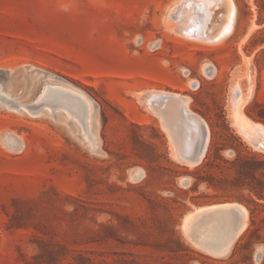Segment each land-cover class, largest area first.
<instances>
[{"label":"rangeland","instance_id":"rangeland-1","mask_svg":"<svg viewBox=\"0 0 264 264\" xmlns=\"http://www.w3.org/2000/svg\"><path fill=\"white\" fill-rule=\"evenodd\" d=\"M224 1L0 0V264H264V150L236 116L264 129V0ZM228 203L248 222L217 258L184 227Z\"/></svg>","mask_w":264,"mask_h":264},{"label":"bare ground","instance_id":"bare-ground-1","mask_svg":"<svg viewBox=\"0 0 264 264\" xmlns=\"http://www.w3.org/2000/svg\"><path fill=\"white\" fill-rule=\"evenodd\" d=\"M191 1V0H188ZM203 1H207V0H202ZM213 1V0H211ZM218 1V0H217ZM223 1V0H221ZM226 1V0H225ZM224 1V2H225ZM232 1V0H231ZM201 2V1H200ZM216 2V0H215ZM214 2V5H215ZM184 2H182L183 4ZM204 3V2H203ZM206 3V2H205ZM204 3V4H205ZM211 3V2H210ZM213 3V2H212ZM181 4V5H182ZM187 4V2H186ZM190 4V3H189ZM192 4V2H191ZM195 4V3H194ZM213 5V4H212ZM224 5V4H223ZM226 5V3H225ZM231 7V4H228ZM234 5V4H233ZM232 5V6H233ZM186 6V5H185ZM190 6V5H189ZM187 6V7H189ZM197 6V5H196ZM220 6H222V4H220ZM199 7V6H197ZM229 7V8H230ZM175 8V7H174ZM173 8V9H174ZM182 8V7H181ZM233 8V7H231ZM235 8V7H234ZM177 9V8H176ZM189 9V8H188ZM215 9V8H214ZM178 10V9H177ZM182 10H185L184 8ZM200 10V9H198ZM210 10H211V6H210ZM217 10V9H216ZM175 11V9H174ZM187 11V10H186ZM232 11V10H231ZM190 12V9H189ZM196 12V11H195ZM204 13V11H202ZM225 13V12H224ZM233 14L235 12H232ZM231 13V14H232ZM182 14V13H181ZM187 14L189 15V13L187 12ZM192 14V12H191ZM229 14V15H231ZM178 15V14H177ZM190 16V15H189ZM197 16L198 15H194ZM222 16V15H221ZM174 17V16H173ZM191 17V16H190ZM196 17V19H197ZM233 17V16H232ZM179 18V16H178ZM207 18V17H206ZM221 18V17H220ZM174 19V18H173ZM182 20V19H181ZM190 23L192 21V19H189ZM207 20V19H206ZM229 20V19H226ZM174 21V20H173ZM184 21V20H182ZM188 18H186V25L187 23L189 24ZM230 21V20H229ZM169 22V21H168ZM198 22V21H197ZM234 22V20H233ZM172 23V22H171ZM177 23V22H176ZM209 23V22H207ZM183 24V23H182ZM210 24V23H209ZM180 25V24H179ZM176 25V26H179ZM185 25V24H184ZM185 25V26H186ZM191 25V24H190ZM194 25V23H193ZM188 26V25H187ZM186 26V27H187ZM198 26V25H197ZM216 26V25H215ZM226 26V25H225ZM181 27V26H180ZM185 27V28H186ZM191 28H193L192 26H190ZM218 27V26H217ZM184 27L182 26V29ZM196 28V27H195ZM199 30V28H197ZM216 29V28H215ZM186 30V29H185ZM190 30V28L188 29ZM193 29H191V32ZM219 30V29H218ZM226 31V30H224ZM182 34L185 32L187 35V32L189 31H184L181 30L180 31ZM189 32V33H191ZM197 33H199L198 31H196ZM188 33V34H189ZM204 33V32H203ZM221 33V32H220ZM226 33V32H225ZM195 35V33H193ZM206 34V31H205ZM230 34V33H229ZM184 36H186L185 34H183ZM197 36V35H196ZM227 36V35H226ZM188 37V36H187ZM191 37V35L189 36ZM193 37V36H192ZM184 38V37H183ZM199 38V35H198ZM227 38V37H226ZM200 39V38H199ZM225 38H223L224 40ZM193 40V39H192ZM222 41V40H221ZM217 44V43H216ZM148 95V94H147ZM58 97L59 101H61L62 103L64 101L67 100H71V99H76L78 100V102L80 101V105H81V109H82V113H85V118L84 121L86 124H88L89 119H91L92 113H93V106L92 103L87 100L86 98H84V101L86 104L82 103V100L80 97L67 92L63 89H58V88H54V87H48L44 94L41 96V99L38 102H45L48 101L49 99H52L54 97ZM145 96V95H144ZM150 96V95H149ZM154 96V95H153ZM152 96V97H153ZM155 96H159V97H171L172 99L169 101L166 109L164 107H160L163 108L165 110V114L166 117L171 120L174 124L179 125L180 123L183 122L182 120V115L183 113H186L187 115H189L190 119H191V123H192V128L194 130H198L201 128L202 134L204 133L205 138H209L210 133H209V129L207 124L204 122V120L199 117L196 114H193L187 105V101H184V97H181L180 95H176V94H171V93H166V92H162V93H158ZM240 91L238 88H236L234 90V100L236 102V105H238V100L240 99ZM148 97V96H146ZM151 97V96H150ZM149 98V97H148ZM157 100V99H156ZM161 100V99H160ZM183 100V101H182ZM155 101V100H154ZM159 101V99L157 100ZM165 101V100H164ZM168 101V99H167ZM76 103V102H75ZM167 103V102H166ZM73 104V103H72ZM79 104V103H78ZM79 105V106H80ZM149 108V107H148ZM19 110H26L29 111L28 108L26 106H22L19 105L18 106ZM80 110V108H79ZM163 110V111H164ZM75 111V110H74ZM78 111V110H77ZM234 111V110H233ZM238 111V110H237ZM79 113V112H78ZM241 113V112H240ZM239 112L236 113L237 116V120H238V128L239 130L245 134V136L247 137V141L250 142V144L255 145V147H259L261 149L264 150V129L260 126V125H250V122L243 116L241 115ZM186 114H184L186 116ZM243 114V113H242ZM184 119V118H183ZM168 121V120H167ZM186 121V120H185ZM170 122V123H172ZM249 122V123H248ZM237 123V122H236ZM173 124V125H174ZM183 124H186L185 122ZM169 125V124H168ZM185 126V125H184ZM183 126V127H184ZM175 128V127H174ZM189 129V127H188ZM187 129V130H188ZM193 130V131H194ZM199 131V130H198ZM187 134V133H186ZM195 134V133H192ZM199 134V133H197ZM201 134V133H200ZM178 137V136H177ZM199 138V136H196ZM8 138V137H7ZM202 138V136H201ZM197 139V138H196ZM10 140V139H9ZM8 140V141H9ZM200 140V139H199ZM204 140V139H203ZM12 140H10L11 142ZM172 141V140H171ZM206 141V139H205ZM7 144H11L12 146L16 145L13 143H7ZM14 144V145H13ZM197 145V144H196ZM206 145V144H205ZM10 146V145H9ZM208 146V143H207ZM15 147V146H14ZM12 147V148H14ZM194 147V146H193ZM196 147V146H195ZM22 148V147H21ZM206 152V147L203 148V154H205ZM190 153V152H189ZM191 154V153H190ZM202 158V157H201ZM189 159V158H188ZM200 159V158H199ZM198 162V161H197ZM190 163V162H189ZM195 163V162H192ZM186 164V163H185ZM136 176L138 178H142L144 176V172L138 171L136 173ZM248 211H246L245 208H243L242 206L238 205V204H223V205H219V206H214L211 208H206L203 210H200L198 213H196L194 216H192V218H189L188 221H186L185 224V234L192 240V242L198 246L199 248L207 251L208 253H210L211 255L219 258V257H224L226 256L230 250L232 245L234 244V242L240 238V236L243 234L244 229L247 226V218H248Z\"/></svg>","mask_w":264,"mask_h":264}]
</instances>
